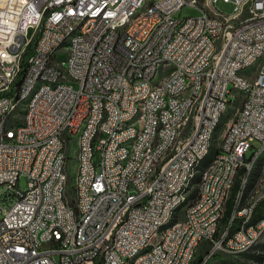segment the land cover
I'll use <instances>...</instances> for the list:
<instances>
[{"label": "built area", "instance_id": "1", "mask_svg": "<svg viewBox=\"0 0 264 264\" xmlns=\"http://www.w3.org/2000/svg\"><path fill=\"white\" fill-rule=\"evenodd\" d=\"M218 1L0 0V264H127L185 197L175 188L187 165L239 94L197 201L137 264H188L194 242L206 264L264 238V222L246 227L264 201L251 197L264 174L240 199L264 161V0H223L232 12ZM184 6L197 14L182 16ZM251 62L258 70L241 71ZM43 78L54 87L22 114L28 86Z\"/></svg>", "mask_w": 264, "mask_h": 264}, {"label": "bare ground", "instance_id": "2", "mask_svg": "<svg viewBox=\"0 0 264 264\" xmlns=\"http://www.w3.org/2000/svg\"><path fill=\"white\" fill-rule=\"evenodd\" d=\"M115 22H108L106 24V32H114ZM66 45V38H56L55 46ZM258 70V62L251 63H242L241 71H256ZM56 84H64V77H56ZM48 87H54V80L51 78H43V82L34 81L31 86H28L26 92L22 97V114H29V109L31 104L35 103V100L39 97L42 90H47ZM227 111H220V118L218 120L212 121V126L209 129V143L211 146H208L207 149H201L199 152H196L193 155V161L190 165H187V172L182 177V184L175 188V196H185L176 198L173 200L169 209H167L166 214L163 217L162 221L156 222V231L153 237L150 240L142 242L133 250L128 251L127 253V264H137L138 258L141 256H148L154 250L159 249V246L163 243V240L166 239V235L169 234V230L174 228L178 221H174L177 217L178 211L180 208L187 203H194L197 201V195L194 198L190 197L191 191L196 185L198 192H200V181L203 180L205 172L208 171V164L203 166V162L209 156V153L213 147L215 133L221 124L223 116ZM136 119H143V112H136ZM231 122V121H230ZM229 122V123H230ZM135 116L126 115L125 124H134ZM219 146V143L218 145ZM217 157V151L212 158ZM260 158H264V150H260ZM200 174L199 182L194 183V178ZM264 174V161H259L258 163L253 164L251 169V175L249 178H246V187L240 188V199H248V189H256L258 183L260 182L261 175ZM264 183V176H263ZM197 192V190H196ZM252 198H264L263 190H251ZM188 205V204H187ZM185 206V205H184ZM187 207V206H186ZM179 217V216H178ZM264 222V211L261 214H258V209L255 210V215H250L249 219L246 220V227H255L256 225H262ZM263 239V238H262ZM261 239H257V243ZM201 242H194V249H199ZM197 251H190L188 256V264H192L195 254Z\"/></svg>", "mask_w": 264, "mask_h": 264}, {"label": "rangeland", "instance_id": "3", "mask_svg": "<svg viewBox=\"0 0 264 264\" xmlns=\"http://www.w3.org/2000/svg\"><path fill=\"white\" fill-rule=\"evenodd\" d=\"M217 5L222 11H225V12H232L233 7H234V4L232 2H224L223 0H219ZM197 12L198 11L195 8H192L190 6H184L180 13L182 16H189V15H195V14H197ZM63 58H65V56H63ZM260 63H262L264 66V57L262 58ZM241 102H242V95L239 94L237 96V98L234 97V100L232 101L227 112L223 116L221 124L219 125V127L215 133L214 143H213V147L209 153V157H212L215 154V152L217 151V145L219 143L220 136L226 130L229 122L235 117L237 110L241 105ZM255 144L257 147L260 146V144L258 142H256ZM67 152H68V154L73 153V149L69 148L67 150ZM68 170L70 173V177H69V182L67 184V189H68L69 194H71L73 191V187H74L75 172H76V161L74 159L68 161ZM20 184L22 187H24L26 185L25 179L21 180ZM196 188H197L196 185H194L191 192H193ZM187 204L188 203L186 202L184 204L185 206L183 205L180 208V210L178 211L177 217L174 219V221H178L180 219H183V217L185 215V210H186ZM263 211H264V209H263ZM257 244H258V246L264 245V238L261 239ZM199 249L200 250L197 251L194 259H197V258L203 259L205 250L201 249V245H200ZM251 252H252V250L242 252V253H236V254L219 252V253H216L215 255H212V257L206 262V264H254L252 259H250V253ZM260 253H262L264 255V250L262 248L260 249ZM263 260H264V258H263Z\"/></svg>", "mask_w": 264, "mask_h": 264}, {"label": "trees", "instance_id": "4", "mask_svg": "<svg viewBox=\"0 0 264 264\" xmlns=\"http://www.w3.org/2000/svg\"><path fill=\"white\" fill-rule=\"evenodd\" d=\"M215 153H216V152H215ZM213 156H214V155H213ZM213 156H212V157H213ZM212 157H209V156H208V157L205 159V161L203 162V164H204L203 166H205L206 164H208V162L211 161ZM198 180H200V174H198V175L194 178V183L199 182ZM236 189H237V183H236V185H235V187H234V189H233V193H232V195H231V198H230V199L228 200V202H227V208H226V211H225V214H224L223 220H222L223 223H226V222H227V220H228V218H229V216H230V214H231L232 207H233V196H234V194H235ZM196 190H197V192H198V188H196L193 192H191V194H190V197H191V198H194V197L197 195ZM263 209H264V201H263V203L261 204V207H259V209H258V214H261V213L263 212ZM261 248L264 250V245H262V246H258V244H257V245L252 249V252L250 253V259H252V261H253L254 264H264V260H263L264 255H263L262 253H260V249H261ZM202 260H203V259H201V258L194 259V260L192 261V264H199Z\"/></svg>", "mask_w": 264, "mask_h": 264}]
</instances>
